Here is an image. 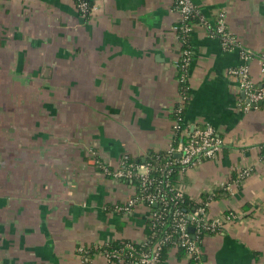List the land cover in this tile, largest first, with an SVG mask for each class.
<instances>
[{
    "label": "crops",
    "instance_id": "0c3cea01",
    "mask_svg": "<svg viewBox=\"0 0 264 264\" xmlns=\"http://www.w3.org/2000/svg\"><path fill=\"white\" fill-rule=\"evenodd\" d=\"M191 1L210 23L223 11L250 50H226L194 25L184 126L209 124L223 144L178 183L192 201L217 190L211 212L236 213L203 237L200 264H264V103L242 102L228 74L245 64L261 83L264 0ZM174 4L94 0L84 17L73 0H0V264H110L103 245L146 236V204L114 209L136 186L96 160L113 168L123 154L142 161L167 148L178 95ZM159 264L192 262L173 249Z\"/></svg>",
    "mask_w": 264,
    "mask_h": 264
},
{
    "label": "built area",
    "instance_id": "2783aa9c",
    "mask_svg": "<svg viewBox=\"0 0 264 264\" xmlns=\"http://www.w3.org/2000/svg\"><path fill=\"white\" fill-rule=\"evenodd\" d=\"M175 4L176 22H184L189 16L199 14L191 0H176ZM78 8L82 16L87 11L92 15L94 11V5L88 8L87 3L82 0H79ZM200 24L211 36L220 40L224 49L239 48L243 57L250 54V50L239 47L235 37L228 30L223 11L217 12L215 21L210 23L212 31L207 29L209 23L205 17H201ZM174 28L176 30V26ZM190 30L192 27L185 26L183 29L185 32ZM184 54L187 53L184 51ZM183 61L182 66H187L189 60L186 56ZM259 70L261 74L259 85L251 80L249 68L245 64L228 70V74L237 80L247 106L264 101V54L260 59ZM184 100L185 96L178 93L176 98L179 102L176 110L178 113L183 108ZM222 144V137L211 125L204 124L189 129L182 127L178 118L172 120L171 139L161 153L156 151L155 154H149L141 162L133 161L129 154H123L117 166L113 168L103 160H96L97 166L107 176L128 182L139 181V186L135 187L138 191L125 202L114 204V209L127 213L137 204L144 203L149 207L147 220L151 222L150 233L141 241L123 239L115 248L111 243L103 245L100 251L107 262L159 264L162 248L167 245L174 249H182L192 264L201 263L203 237L222 231L226 225L234 221L236 213L229 208L216 213L211 212V201L217 190L210 191L205 200H191V204L184 205L185 192L179 183L173 181L171 174L177 171L180 175L188 167H193L205 159L214 158ZM246 173V170L240 171V178ZM220 188L230 192V183L222 182ZM82 259L84 262L88 261L87 256Z\"/></svg>",
    "mask_w": 264,
    "mask_h": 264
},
{
    "label": "trees",
    "instance_id": "16d2710c",
    "mask_svg": "<svg viewBox=\"0 0 264 264\" xmlns=\"http://www.w3.org/2000/svg\"><path fill=\"white\" fill-rule=\"evenodd\" d=\"M74 1V4L76 6V9L78 10V6H79V0H73ZM84 2L87 3V6L88 8H91L93 5H94V0H82ZM176 1V0H175ZM176 7V4H174V8ZM197 8V7H196ZM198 10V9H197ZM199 11V10H198ZM80 13V11H78ZM81 14V13H80ZM84 17H90V13L87 11L85 14H84ZM201 17H204L200 12L198 15L196 16H189L188 18H186L184 20V22H176L175 23V26H176V36H177V45H178V50H179V58L176 62V68H177V74H176V79L178 81V93L180 95H184L185 96V100H184V103H183V108L181 110L180 113H178L176 110L177 108L179 107V102L175 101L173 103V106L171 108V111H170V119L171 121L172 120H176L179 118V121L182 125V127H186L184 126V110H185V105L186 103L188 102L189 98H190V89H189V78H188V68H189V64L191 62V60L193 59L194 57V50H193V44H192V31L194 29V25L195 24H200V20H201ZM206 20L208 21V27L207 29L208 30H211L212 29V25L210 24L209 20L206 18ZM187 26V27H192V30L188 31V32H185L183 31L184 27ZM212 31V30H211ZM184 51L187 53V54H184ZM187 57L188 60H189V63L187 66H182L183 64V58L184 57ZM186 74V75H185ZM242 102H245V100H241ZM202 126V125H200ZM187 128V127H186ZM221 136V135H220ZM156 151L154 152H150V154H155ZM159 153H161L162 151H158ZM133 161H136L135 158L132 159ZM139 162H141L140 160H137ZM178 172L177 171H174L172 174H171V177L173 179V181L177 184L179 181H178ZM132 183L138 187L139 186V181L138 180H133ZM137 192V188L135 189ZM186 204H191V200L185 196V202H184V205ZM150 227H151V222L150 220H147L146 221V227H145V231H146V235L148 233H150ZM119 241H116V242H113L111 243V246L112 247H117L119 245L118 243ZM174 248L170 247V246H163L162 248V251H161V260L169 253V250H173ZM178 250V253L181 254L183 253V250L180 249V248H177ZM184 254V253H183ZM160 260V262H161Z\"/></svg>",
    "mask_w": 264,
    "mask_h": 264
},
{
    "label": "water",
    "instance_id": "95a60500",
    "mask_svg": "<svg viewBox=\"0 0 264 264\" xmlns=\"http://www.w3.org/2000/svg\"><path fill=\"white\" fill-rule=\"evenodd\" d=\"M263 103H264V101H258L257 103H251V106H260ZM190 230H192V229L190 228Z\"/></svg>",
    "mask_w": 264,
    "mask_h": 264
}]
</instances>
